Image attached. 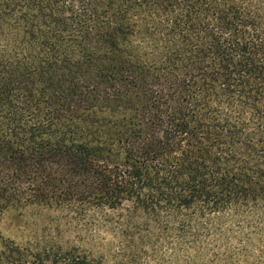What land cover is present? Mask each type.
I'll list each match as a JSON object with an SVG mask.
<instances>
[{"label":"trees","instance_id":"obj_1","mask_svg":"<svg viewBox=\"0 0 264 264\" xmlns=\"http://www.w3.org/2000/svg\"><path fill=\"white\" fill-rule=\"evenodd\" d=\"M125 204L148 264H264V0H0V214Z\"/></svg>","mask_w":264,"mask_h":264},{"label":"rangeland","instance_id":"obj_2","mask_svg":"<svg viewBox=\"0 0 264 264\" xmlns=\"http://www.w3.org/2000/svg\"><path fill=\"white\" fill-rule=\"evenodd\" d=\"M118 211L110 207L104 210L90 207L86 215L80 217L68 209H11L0 214V232L21 243L50 241L68 249L76 246L92 252L100 264H148L142 255H131L128 237L122 234L123 223L133 222L135 218L132 209L125 204L122 218Z\"/></svg>","mask_w":264,"mask_h":264}]
</instances>
